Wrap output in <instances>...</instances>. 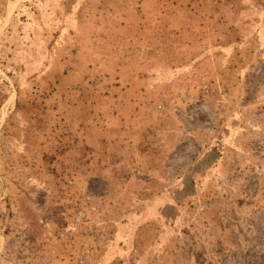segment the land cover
I'll return each instance as SVG.
<instances>
[{"label": "rangeland", "instance_id": "rangeland-1", "mask_svg": "<svg viewBox=\"0 0 264 264\" xmlns=\"http://www.w3.org/2000/svg\"><path fill=\"white\" fill-rule=\"evenodd\" d=\"M80 259L264 264V0H0V264Z\"/></svg>", "mask_w": 264, "mask_h": 264}, {"label": "built area", "instance_id": "built-area-1", "mask_svg": "<svg viewBox=\"0 0 264 264\" xmlns=\"http://www.w3.org/2000/svg\"><path fill=\"white\" fill-rule=\"evenodd\" d=\"M161 108V107H160ZM87 200H90V197H87ZM90 209L91 210H95V208L93 207V206H90ZM94 225H96V222L94 221ZM92 244H90V245H93V239L90 241ZM88 245V244H87ZM90 250L89 249H86V248H84V250H83V252H82V256H83V258L85 257L84 256V254H85V252H89ZM85 263V260L84 259H80L79 261H78V264H84Z\"/></svg>", "mask_w": 264, "mask_h": 264}]
</instances>
